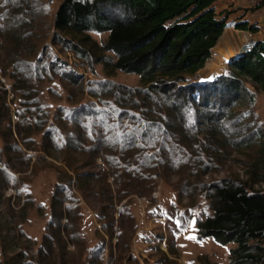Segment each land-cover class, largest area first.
I'll use <instances>...</instances> for the list:
<instances>
[{"label": "rangeland", "instance_id": "rangeland-1", "mask_svg": "<svg viewBox=\"0 0 264 264\" xmlns=\"http://www.w3.org/2000/svg\"><path fill=\"white\" fill-rule=\"evenodd\" d=\"M60 1L10 0L7 10L0 0V264H226L234 244L196 240L195 223L212 214L209 185L226 178L250 189L243 171L261 159L264 138L235 143L264 130V94L254 91L252 106L237 108L244 113L240 124H223L225 130L213 131L210 142L188 111L183 127L162 126L170 133L139 128L157 136V149L140 142L143 149L126 151L124 143L134 144V128L128 130L126 119L114 114L119 109L110 89L98 96L88 89L100 92L98 80L137 87L138 77L94 61L102 53L91 42L100 45L107 32L88 31L91 42L85 43L81 35L55 32L52 19ZM237 8L214 3L218 16L227 15L224 29L235 32L238 44L241 35L252 44L259 34L234 27L241 22ZM17 29L26 34L15 40L10 32ZM57 36L79 43L86 56ZM65 75L78 77V83ZM88 103L103 118L78 116L73 125L63 119L69 115L60 109ZM49 123L55 131L41 140ZM91 129L101 130L106 156L103 149L65 146L68 131L74 144L85 140L90 150L94 143L85 137Z\"/></svg>", "mask_w": 264, "mask_h": 264}, {"label": "trees", "instance_id": "trees-1", "mask_svg": "<svg viewBox=\"0 0 264 264\" xmlns=\"http://www.w3.org/2000/svg\"><path fill=\"white\" fill-rule=\"evenodd\" d=\"M9 1L4 0L7 10ZM216 1L61 0L58 4L52 19L55 32L81 35L79 41L83 43L91 42L86 34L88 31L107 32L100 45L91 42L102 53L94 61L100 62L105 69H118L138 77L137 87L98 80L100 92L88 89L91 96H98L108 88L115 97L119 110L114 109V114L126 119L128 130L134 128L129 130L130 140L134 144L130 146L124 143L126 151L131 147L143 149L140 142L145 145V149H152L157 136L151 132L170 133L169 129L176 127L175 123L183 125L188 111L194 113L197 124L206 132L207 141L210 142L213 131L225 130L223 124H240L244 113L238 112L237 108H250L254 102V91L264 94V38L253 41L248 50L231 59L225 75L204 82H188V78L193 77L203 66L210 49L224 31L227 15L223 13L218 16L214 9ZM263 4L264 0H261L252 9ZM234 27L251 33L256 31V27L246 21L237 22ZM10 33L15 34V40L26 34L19 29ZM57 38L80 56H86V50L79 43L60 36ZM106 52L112 53L113 58L104 56ZM64 77L72 83L77 84L79 81L75 76ZM89 104L92 103L59 109L69 115L68 119L63 118L69 125L77 123L78 116L103 118ZM132 109L139 114L133 111L130 114L128 110ZM150 114H153L152 118ZM135 122L137 124L132 126ZM163 125L169 129L163 128ZM55 126L49 123L43 128L41 140H45L46 135L50 138ZM242 126L247 128V124ZM122 128L125 129V126L122 125ZM139 128L151 129V132L146 136L139 132ZM100 131L91 129L84 136L94 143L90 150L86 149L89 145H86L85 140L74 144L76 140L68 131L64 132L65 146L78 151L98 152L103 149L106 156L107 149L101 141ZM255 137L264 138V130L255 129L249 136L237 141L235 147ZM262 147L264 150V143ZM263 150L261 159L253 160L251 169L247 171L245 168L243 171L250 189L226 178L209 185L212 214L195 223L196 240L207 237L220 246L230 242L234 244V247L228 248L226 264H264V192L253 188V184L264 182ZM138 155L142 156L141 153ZM258 178L263 180L259 181Z\"/></svg>", "mask_w": 264, "mask_h": 264}, {"label": "crops", "instance_id": "crops-1", "mask_svg": "<svg viewBox=\"0 0 264 264\" xmlns=\"http://www.w3.org/2000/svg\"><path fill=\"white\" fill-rule=\"evenodd\" d=\"M217 3L224 5V6H232V8L234 7H238V8H249L250 5H248L246 3V0H217ZM236 10L238 14V16L240 17L237 21H246L248 24L253 23L254 26L257 28V30L254 32L256 34H259V37L257 38V40L263 39L264 38V4L258 8L253 9V11L247 10L245 13H243V10L238 9ZM237 29V28H236ZM239 30V29H238ZM223 32V30H222ZM221 32L220 35H222L223 33ZM220 35L217 38L215 44L213 45V47L210 49V54L209 57L205 60L203 66L194 74V78L197 79V81L202 80V77H205L207 80H210L216 76L219 75H225L227 73V64L224 67L223 72L221 73H216L214 75L213 72L214 70L218 68L217 66V62L216 60L220 58L221 55H224L226 52V45L229 46V44L227 43L225 45V43H223L222 40H220ZM232 37L233 39H235L236 35L235 32H232ZM241 38L243 39V36L241 35ZM235 41H237L235 39ZM238 43V41H237ZM212 51L214 53V56L212 58ZM212 59V62L215 63V66H210L208 60ZM213 77H210V76ZM225 246V245H224Z\"/></svg>", "mask_w": 264, "mask_h": 264}, {"label": "bare ground", "instance_id": "bare-ground-1", "mask_svg": "<svg viewBox=\"0 0 264 264\" xmlns=\"http://www.w3.org/2000/svg\"><path fill=\"white\" fill-rule=\"evenodd\" d=\"M220 40L223 41V43H225V45L228 43V45H226V52L224 55H221L219 59L216 60V64L218 66L217 70L215 69L213 74H218V73H221L223 72L224 70V67L226 64H228V62L235 58L236 56H238L239 54H241L243 51L247 50L248 47H249V43L248 41L246 40V38L244 37L243 38V42L241 44H238L237 41H235V39H233L232 37V30L230 29L229 26H227L224 31H223V34L220 35ZM214 56V53L212 55V58ZM210 66H215L216 64L212 62V59H209L208 60ZM210 76V77H213V76Z\"/></svg>", "mask_w": 264, "mask_h": 264}, {"label": "built area", "instance_id": "built-area-1", "mask_svg": "<svg viewBox=\"0 0 264 264\" xmlns=\"http://www.w3.org/2000/svg\"><path fill=\"white\" fill-rule=\"evenodd\" d=\"M261 0H246V3L248 4V5H250V6H254L255 4H257V3H259ZM250 46H251V42H249V47H248V49L250 48ZM247 49V50H248ZM253 188L255 189V190H259V191H262V192H264V182H258V183H255V184H253Z\"/></svg>", "mask_w": 264, "mask_h": 264}, {"label": "water", "instance_id": "water-1", "mask_svg": "<svg viewBox=\"0 0 264 264\" xmlns=\"http://www.w3.org/2000/svg\"><path fill=\"white\" fill-rule=\"evenodd\" d=\"M242 53H243V52H242ZM242 53H241V54H242ZM239 55H240V54H239ZM212 79H213V78H212ZM212 79H210V80H212Z\"/></svg>", "mask_w": 264, "mask_h": 264}, {"label": "snow or ice", "instance_id": "snow-or-ice-1", "mask_svg": "<svg viewBox=\"0 0 264 264\" xmlns=\"http://www.w3.org/2000/svg\"><path fill=\"white\" fill-rule=\"evenodd\" d=\"M189 238H192V237H189Z\"/></svg>", "mask_w": 264, "mask_h": 264}]
</instances>
